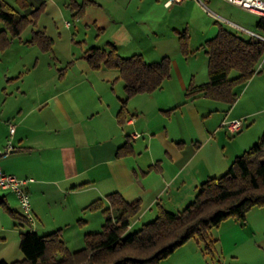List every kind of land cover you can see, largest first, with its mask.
Instances as JSON below:
<instances>
[{
    "label": "crops",
    "instance_id": "crops-1",
    "mask_svg": "<svg viewBox=\"0 0 264 264\" xmlns=\"http://www.w3.org/2000/svg\"><path fill=\"white\" fill-rule=\"evenodd\" d=\"M3 1L24 16L42 7L35 24L20 31L9 45L0 47V150L8 140L14 147L0 155V167L18 178L32 179L23 189L29 195L34 222L22 232L44 235L57 227L67 229L93 201L99 199L107 207L106 197L113 192L129 203H139L138 212L128 223L129 231L153 220L158 206L178 213L194 199L202 181L225 173L234 158L257 141L260 131L264 132V57L254 75L233 88L236 100L229 105L203 93L185 96L190 83L198 85L208 80L205 52L199 59H191L198 51L189 46L190 53L172 62L170 76L164 78L159 89L131 96L121 110L124 90L118 71L91 69L86 54L94 45L78 49L72 44L73 31L56 23V12L62 5L83 20L88 7L76 14L69 3L84 4L88 0H23L27 7H21L18 0ZM92 1L88 4H94ZM153 1L162 6L167 2ZM176 4H190L195 9L192 21L199 22L201 29L211 18L201 0L174 1L168 8L172 10ZM104 16L116 21L110 12ZM216 17L228 22L231 31L242 37L249 34L239 27L264 36V24L256 23L260 16L253 24L261 31ZM1 24L0 31H5ZM35 32L50 38L49 49L27 43ZM205 33L203 30V43L216 34ZM110 44L120 55L119 45ZM158 90L165 95L156 93ZM233 118H243L244 124L240 132L229 134L221 128V122ZM10 124L14 126L12 134ZM134 132L139 136L132 137ZM124 143L127 152L119 153ZM3 196L8 203V196ZM94 212L97 222L104 223V212ZM86 214L79 218L78 226L82 227L74 234L76 241L92 222ZM50 215L54 225L46 223ZM243 219L229 217L212 227L207 234L214 240L213 249L229 252L232 264H264V206L252 207ZM63 236L67 240L72 237L70 233ZM200 243L196 236L185 243L180 260L183 264L199 258ZM183 246L171 254L183 250ZM22 258L19 250L13 261Z\"/></svg>",
    "mask_w": 264,
    "mask_h": 264
},
{
    "label": "trees",
    "instance_id": "trees-1",
    "mask_svg": "<svg viewBox=\"0 0 264 264\" xmlns=\"http://www.w3.org/2000/svg\"><path fill=\"white\" fill-rule=\"evenodd\" d=\"M18 3L22 4L21 7H27L23 0H18ZM69 6L71 9L76 7L78 14L83 5L71 2ZM41 10V6L34 8L31 17L27 18L0 0V21L6 28L0 31V47L9 45L10 40L18 37L28 24H35ZM262 22L264 18L260 17L256 23L261 26L264 24ZM217 25L216 34L202 44L207 56L208 80L198 85L190 83L185 96L194 97L203 93L208 98L232 105L236 100L233 88L244 84L254 75L259 61L264 57V44L253 36L242 37L221 24ZM7 35L10 37L7 38ZM185 38L186 33L183 32L179 39L182 52L186 55L190 52ZM27 43L44 50L51 46L50 38L41 32H35ZM86 56L91 69L105 67L118 71L124 90L121 110L131 96L159 89L164 78L170 76L167 56L147 62L139 53L119 55L116 47L110 43L107 49L90 47ZM233 71L236 75L230 76ZM127 148V143H124L119 147V153L127 152ZM227 168L222 175L202 181L194 199L180 212L173 213L158 206L155 218L135 231L128 230V223L138 212V201L129 203L118 193H110L106 197L109 202L107 207L99 199L89 205L90 209L104 212L105 221L101 231L83 237L84 247L69 251L61 240L59 229L44 235L28 230L20 232L18 240L23 258L14 261L0 259V264H157L195 236L204 243L205 249L211 251L214 240L207 233L212 227L229 217L244 220L252 207L264 206V132ZM0 206L12 216L29 223L8 206L3 195L0 196Z\"/></svg>",
    "mask_w": 264,
    "mask_h": 264
},
{
    "label": "rangeland",
    "instance_id": "rangeland-1",
    "mask_svg": "<svg viewBox=\"0 0 264 264\" xmlns=\"http://www.w3.org/2000/svg\"><path fill=\"white\" fill-rule=\"evenodd\" d=\"M89 1L90 0L82 4L83 6L81 7L83 9L88 7V13L83 16V20H80L81 15L74 16L75 14H72L67 5L61 4L60 12H56V23L60 28L65 25L69 28V31H73L75 35L72 44L78 49L83 48L84 50L92 45L108 48L109 44H107V41H109L110 43L119 45L120 55L122 56H128L134 52H139L147 62L158 61L163 56H167L170 60V68L172 67V62H176V60L180 61L181 59L183 60V57L187 55L182 52L183 50L179 39V36L183 32L186 33L185 39H187L188 52H190L189 46H191L194 51H198V54H195L191 59H194V57L199 59L198 57L204 55V51H202L203 42L201 41L204 36L202 34L203 30H205V34L212 36L217 32L218 23L223 24L224 27L231 30V27L227 26L228 22L223 20L219 21L216 15L225 18V20L236 21L238 22L237 24H241L244 27L261 31L255 27V24H253L255 20H258V16L242 11L241 8L227 2L226 0H201L204 3V12L211 17L204 21H208V23L203 24L204 29L200 28L199 22L194 23L192 21L195 16V9L190 7V4L186 7L177 6L178 4H176L171 10L168 7L174 1L164 3L163 6L161 3L154 2L153 0H96L100 5H96L95 0H91L94 4H88ZM121 2H125V5H119L122 4ZM13 6H15V4H13ZM73 10H77V8L74 7ZM80 10L82 11V9ZM26 11L29 12L28 9H26ZM109 12L111 16H114L112 18L116 21L106 20L107 18L104 15L107 13L109 15ZM30 17L31 16H27V18ZM214 20H217L218 22H215ZM66 23H69V25ZM1 25L0 22V28L2 27ZM32 36L33 34L30 38H32ZM8 37H10V35H7V38ZM15 43L16 42H14L13 45H15ZM193 61L197 62V60ZM233 75H236L235 71H233L230 76ZM159 91L160 90L156 93L165 95V92L162 91L161 94ZM256 126L257 124L253 127ZM261 133L262 131H260V135ZM1 195L8 196L9 207L18 211L19 215L22 214L17 202H13L14 200L11 192L0 190V196ZM84 210L87 211L82 214H77L74 218L75 222L69 225V228H59L61 240H65V245L69 251L79 250L84 247L85 241L83 237L88 233L101 231L102 224H104L97 222L96 214L94 212H100L101 210L89 208ZM91 212H93V214ZM86 213H88V216L86 217L91 218L92 222L82 229V236L76 241L73 239L74 234L78 231V228L82 227L78 226L80 221L79 218H84L85 215H87ZM53 220L54 218L50 215L47 218L46 223L54 225L55 223H53ZM27 227L29 226L25 221L21 218L19 219L12 216L8 210L3 206H0V259L4 258V260H7L9 258L10 261H13L15 253L19 252V230L22 232V229ZM138 228H140V226L134 227L131 231H135ZM65 233H70L72 237L68 240L64 239L63 234ZM200 242L198 248L199 252H197L199 258L191 264H232L233 259H231V254L229 252L222 253L220 252V249H217L218 251L216 252L213 248L210 251L203 247L204 243L202 241ZM185 249L186 244L183 246V250L162 258L157 264H183L180 260ZM233 264H235V262H233Z\"/></svg>",
    "mask_w": 264,
    "mask_h": 264
},
{
    "label": "built area",
    "instance_id": "built-area-1",
    "mask_svg": "<svg viewBox=\"0 0 264 264\" xmlns=\"http://www.w3.org/2000/svg\"><path fill=\"white\" fill-rule=\"evenodd\" d=\"M171 1H181V0H167L166 3H169ZM227 2L234 4L235 6H238L242 10L252 12L261 18H264V0H226ZM69 25V23H66ZM246 33L249 34V36H253L257 40H259L262 44H264V36L253 33L251 31H246L242 28H238ZM244 124L243 118H233L224 120L221 122V127L225 129L226 132L229 134H236L242 130ZM14 131V126L9 125V133L12 134ZM132 137L139 136V133L134 132L131 134ZM14 147L12 146L11 142L8 140L6 146L0 150V155L8 154L9 151H13ZM32 179H22L14 176L13 174L6 173L2 170L0 167V189L9 190L11 191L18 202L19 208L22 212L21 215H23L27 221L31 224L34 222V218L31 210V203L29 202V195L24 188V185L26 182L31 181Z\"/></svg>",
    "mask_w": 264,
    "mask_h": 264
}]
</instances>
